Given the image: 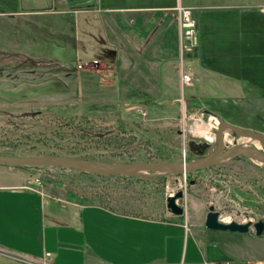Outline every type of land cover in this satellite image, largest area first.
Segmentation results:
<instances>
[{
	"label": "rangeland",
	"instance_id": "obj_1",
	"mask_svg": "<svg viewBox=\"0 0 264 264\" xmlns=\"http://www.w3.org/2000/svg\"><path fill=\"white\" fill-rule=\"evenodd\" d=\"M245 1L247 3L237 4L238 0H97V3L116 7L138 4L171 7L176 2L177 5L161 17V25L154 31L152 26L147 28L140 40L135 26L137 18H131V22L120 29L110 21L101 23V15L89 20L86 30L93 31L95 43L82 52L98 63L81 70L74 65L80 58L75 42L78 19L71 13L79 1H66V10L49 14L43 22V35L47 40L27 43L41 60L47 58L43 65L0 64V155L78 158L75 157L78 154L84 157L78 159L107 163H181L204 153L194 152L190 147L192 142H212L193 133L198 121L210 123L207 133L213 138L218 125H211L217 118L241 130L264 134V98L258 101L237 97L239 92L228 87L240 83L238 72L244 66L242 73L252 82H258L257 69L263 63L260 57L247 62L231 57L239 50V35L231 25L222 24L224 30L220 35L227 46L224 52L231 58L217 55L216 67L208 65L206 68L218 74L213 72L214 79L204 87L197 73L199 63L194 65L192 59L181 61L177 6L236 2V6L231 7L258 12L252 6L264 3ZM52 6L48 2V8ZM55 6L60 10L57 3ZM191 8L193 19L202 14L200 8ZM216 49L209 47L208 53ZM249 51L256 55L252 49ZM106 57L113 61L107 63ZM186 69L198 77L193 85H181L180 74ZM9 80L12 85L24 82L26 89L16 86L14 91H8L11 96L7 97L4 90L11 85ZM233 138L236 137L230 131L225 136V140H230V143L224 140L226 145H231ZM6 167L11 168L0 165L1 174ZM27 170L46 183L63 184L78 204L98 203L150 219L166 217V187L174 193L181 190L183 197L178 204L183 207L184 215L176 217L177 220L185 221L191 229L203 228L216 237L232 234L242 238V241L236 240V245L244 246L247 241L251 248L255 246L259 255L256 263L264 264V231L256 236L253 229L239 234L204 227L209 206L214 207L222 221H264V166L244 156L223 161L209 172L185 175L141 172L133 176H97L58 167ZM213 241L217 243L216 239ZM225 243L232 245L229 240Z\"/></svg>",
	"mask_w": 264,
	"mask_h": 264
},
{
	"label": "crops",
	"instance_id": "obj_2",
	"mask_svg": "<svg viewBox=\"0 0 264 264\" xmlns=\"http://www.w3.org/2000/svg\"><path fill=\"white\" fill-rule=\"evenodd\" d=\"M66 1L71 0H0V64L14 67L34 63L43 65V60L47 58L41 60L37 53L31 51V44L27 43L47 40L43 35V22L49 14L66 10ZM76 1L79 2L75 3L71 13L78 19L75 42L79 61L94 58L82 52L95 43L93 31L86 30L89 20L101 15V23L110 21L120 29L128 21L131 22V18H137L135 26L137 39L140 40L147 28L152 26L154 31L161 25V17L177 5L176 2L171 7L153 4L116 7L97 3V0ZM238 1L237 4L247 3L245 0ZM48 2L51 6L54 3L50 9ZM56 3L60 10H57ZM184 6L202 11L198 18L194 16L197 48L199 43L200 47L196 48L192 58L194 65L199 63L200 72L197 73L201 76L202 87L214 79V73L218 74L216 70L206 68L208 65L216 67L217 55L243 62L260 57L263 63L257 69L260 73L258 82H252L246 73H242L244 66L238 72L240 83L227 85L239 92L237 97L261 101L264 98V15L255 10L231 7L236 6V2ZM227 23L239 35V50L231 57L224 52L227 46L220 37L224 30L221 25ZM209 47L217 48L218 52L208 53ZM108 58L106 61L110 64L113 60ZM18 79L15 78L16 81ZM22 83L12 85L9 80L11 88L8 85L5 95L11 96L8 91H14L16 86L25 90L27 85ZM4 170L3 174L0 170V264H35L45 252L51 254L55 264H203L205 261L257 264L255 258L259 255L256 247L251 248L247 241V245H236V240L242 241V238L232 234L216 237L203 228L191 229L185 221L177 220L168 212L164 219H150L118 212L98 203L78 204L63 184L39 180L40 184L36 185V177L30 170L17 167H6ZM215 239L217 243L213 241ZM227 240L232 245L225 243Z\"/></svg>",
	"mask_w": 264,
	"mask_h": 264
},
{
	"label": "water",
	"instance_id": "obj_3",
	"mask_svg": "<svg viewBox=\"0 0 264 264\" xmlns=\"http://www.w3.org/2000/svg\"><path fill=\"white\" fill-rule=\"evenodd\" d=\"M218 128L216 137L221 143L220 149L209 152L206 156L181 163L171 162H134V163H107L95 160L78 159L71 157H58L54 155H32V156H12L0 155V165L11 167H58L70 168L80 172H85L97 176H133L141 172H158L169 175H185L210 166L217 165L220 162L244 156L264 166V152L253 146L233 145L227 149L224 148L221 132L226 128L230 130L236 138H249L264 145V134L253 133L248 130H241L235 126L222 122L217 118ZM206 146V143H203ZM181 190L165 198V208L169 214L175 217H182L184 209L178 204L182 199ZM204 227L211 231H227L231 233L246 234L251 229L256 236H260L264 231V221L258 220L254 223L247 221L245 223L230 221L223 222L218 212L209 208L205 215Z\"/></svg>",
	"mask_w": 264,
	"mask_h": 264
},
{
	"label": "built area",
	"instance_id": "obj_4",
	"mask_svg": "<svg viewBox=\"0 0 264 264\" xmlns=\"http://www.w3.org/2000/svg\"><path fill=\"white\" fill-rule=\"evenodd\" d=\"M255 8L258 12L264 15V3H260L257 5L252 6ZM175 11L178 16V22L180 26V34H181V61H187L193 58V51L197 48V37L195 32V21L192 17L193 9L191 7H185V6H177L175 8ZM97 60H88V61H76L74 63L76 69H83L88 66L91 68L94 65H97ZM194 81H198V77L193 73L191 70L186 69L182 70L180 74V82L182 86H190L193 85ZM36 185L40 184L39 179H35ZM35 190L33 188H28ZM166 197L171 196L174 194V192L169 188L166 187ZM186 228V227H185ZM187 229V228H186ZM35 264H55L54 260L50 253L45 252L39 262H36ZM203 264H217L214 261H205Z\"/></svg>",
	"mask_w": 264,
	"mask_h": 264
},
{
	"label": "bare ground",
	"instance_id": "obj_5",
	"mask_svg": "<svg viewBox=\"0 0 264 264\" xmlns=\"http://www.w3.org/2000/svg\"><path fill=\"white\" fill-rule=\"evenodd\" d=\"M211 118H213V117H211ZM209 124L210 123L206 124V123H203L202 121H198L197 123H195V126L193 128V131H194L193 133L200 135V136H203L206 139H208L209 141H213L214 138L212 136L208 135V133H207L208 127L210 126ZM217 125H218V121L213 119L211 126L217 127ZM229 132H230V130H228L226 128L221 132V136L224 137V140H225V136ZM225 142L230 143V140H225ZM235 142L237 145H241V146H247L248 144H250V146L253 145V147H255L256 149L261 147V144L259 142L252 140V139H249V138L241 137V138H238V140H235ZM223 222L227 223L228 220L225 219V221H223Z\"/></svg>",
	"mask_w": 264,
	"mask_h": 264
},
{
	"label": "flooded vegetation",
	"instance_id": "obj_6",
	"mask_svg": "<svg viewBox=\"0 0 264 264\" xmlns=\"http://www.w3.org/2000/svg\"><path fill=\"white\" fill-rule=\"evenodd\" d=\"M215 132H216V135H217V129H216ZM231 134L233 135L232 132H231ZM235 140H236V138H233V143H232L231 145H226V143H225L224 140H223L224 148L227 149V148H229V147L235 145V144H236ZM203 143H206V146H204ZM213 144H214V145H217V144H218L219 146H217V147H212ZM220 146H221V143H220V141L218 140L217 137H215L214 140H213L212 142H207L206 140H203V142H201V143H195V142H192L191 145H190V147L194 149V152H198L199 154H201L202 152H204L202 155L196 156L195 159H196V158H201V157L206 156V155L208 154V152H210V150L215 151V150L220 149ZM263 147H264V146H263V144H262V148H258V150L260 149V151L264 152ZM222 163H223V162H220V163H218L217 165L210 166V167H207V168H205V169H201V170H198V171H195V172H199V171H203L204 173H205V172H209L212 168H215V167H217L218 165H220V164H222ZM189 182H190V184H193L194 181H193V180H190ZM210 207H213V206H209V208H210ZM209 208H208V211H209ZM213 210L216 211V210L214 209V207H213ZM208 211H207V212H208ZM216 212H217V211H216ZM206 214H207V213H206ZM229 222H230V221H229Z\"/></svg>",
	"mask_w": 264,
	"mask_h": 264
},
{
	"label": "trees",
	"instance_id": "obj_7",
	"mask_svg": "<svg viewBox=\"0 0 264 264\" xmlns=\"http://www.w3.org/2000/svg\"><path fill=\"white\" fill-rule=\"evenodd\" d=\"M75 157L84 158V157H82L81 155H78V154H76ZM20 168H27V169L33 168V169H36V168H44V167H20Z\"/></svg>",
	"mask_w": 264,
	"mask_h": 264
}]
</instances>
